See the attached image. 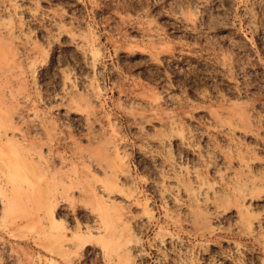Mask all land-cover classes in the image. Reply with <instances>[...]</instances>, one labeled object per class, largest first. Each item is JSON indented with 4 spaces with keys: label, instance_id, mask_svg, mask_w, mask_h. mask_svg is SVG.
I'll return each mask as SVG.
<instances>
[{
    "label": "rangeland",
    "instance_id": "1",
    "mask_svg": "<svg viewBox=\"0 0 264 264\" xmlns=\"http://www.w3.org/2000/svg\"><path fill=\"white\" fill-rule=\"evenodd\" d=\"M0 264H264V0H0Z\"/></svg>",
    "mask_w": 264,
    "mask_h": 264
},
{
    "label": "bare ground",
    "instance_id": "2",
    "mask_svg": "<svg viewBox=\"0 0 264 264\" xmlns=\"http://www.w3.org/2000/svg\"><path fill=\"white\" fill-rule=\"evenodd\" d=\"M5 137H6V136H5ZM22 137H23V136H22ZM6 139H8V138L6 137ZM11 140H12V139H11ZM6 141H9V139L6 140ZM9 142H11V141H9ZM21 147H22V145H21ZM120 173H121V175L127 177V170L125 169V167H124L123 165H121V167H120Z\"/></svg>",
    "mask_w": 264,
    "mask_h": 264
}]
</instances>
